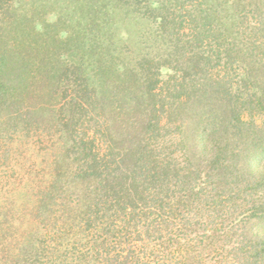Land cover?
Segmentation results:
<instances>
[{
	"label": "trees",
	"instance_id": "16d2710c",
	"mask_svg": "<svg viewBox=\"0 0 264 264\" xmlns=\"http://www.w3.org/2000/svg\"><path fill=\"white\" fill-rule=\"evenodd\" d=\"M62 1L58 52L46 0H0V180L36 175L27 204L0 197V245L24 264H264V0ZM106 8L157 24L166 52L118 67Z\"/></svg>",
	"mask_w": 264,
	"mask_h": 264
},
{
	"label": "rangeland",
	"instance_id": "374dc122",
	"mask_svg": "<svg viewBox=\"0 0 264 264\" xmlns=\"http://www.w3.org/2000/svg\"><path fill=\"white\" fill-rule=\"evenodd\" d=\"M24 1L25 0H13L11 9L14 10L16 14L18 13L28 14L29 12L25 11L24 9L27 10L29 6L27 4L25 7H23ZM62 2H63L62 0L60 1V3H59V0H46V2L42 3V6L40 7V8H45V13L43 16L44 17L43 23L45 26L44 28L45 35L49 39V46L56 47L58 49L57 50L58 52H61L60 49L62 47H66L68 49V46L66 45L65 40L71 43L73 42V39L75 37L69 28V24L71 22L70 18H72V15H71L72 7L69 8L65 3L61 5ZM20 9H23V10L20 11ZM121 9L122 8H115V11L113 12H111L109 8L105 9L106 14H108L105 20L110 21V25H111L110 30L112 32H110V36L115 41L111 45L108 44V47L111 48V51H113V53L120 54L119 59L115 60L117 65L119 64L118 67H120L122 64L132 69L134 68L135 61L139 60L141 56L140 54H148L149 56L151 55L152 57L156 58L159 56V54H163L164 52H166L167 47L163 46L160 42L161 39L159 38V36H156V32L158 33L157 24L153 25L150 23V21L142 20L138 18V16L133 12L126 14V11L124 9L123 10ZM232 10L233 11L230 13L229 18L227 15H224L222 13L217 14L216 16L218 17V21L221 23L223 21H225V23L243 21L241 18V15L239 14V11L235 8ZM73 15L74 16L77 15V12H75V14ZM88 19H89V15L85 14L84 22L88 26V29H89L90 25L87 24ZM65 28H67V31L64 30ZM37 29L39 28L37 27ZM153 30L155 31L154 36L152 35ZM185 31H186L185 34L188 33L189 35H191L193 33L192 32L193 28L190 27L186 29ZM167 39H168V36H167ZM87 43H89V41H87ZM73 45L75 46L74 42H73ZM69 55H72V53H70ZM63 59L64 57L60 56L52 60L49 66H53L52 69L54 72L58 71L60 67L59 61H62ZM213 72H215V78L220 77L223 79L225 78L228 79L229 77L228 74L224 75V73L219 72V71L217 72V70H214ZM50 87H52V85H50ZM56 100H58V98H56ZM34 107L35 106L32 104L31 106V109L33 110L32 112L38 115ZM255 111H257L258 114L247 112V111L246 113L243 112L242 113L243 119L248 122L252 120V121H255V123H261L263 119L259 115L260 111L258 110H255ZM46 113H47L46 111L45 112L42 111V114L46 115ZM12 136H14L13 133L10 134V136L4 133L0 134V137L2 138L3 141L4 139L6 140L7 137H12ZM26 154L28 155V152H26ZM37 155L39 156V154ZM44 160L45 158L44 159L36 158L35 166H34V169L36 171L40 169L38 166L40 161H44ZM262 162L263 161L261 160L256 161L252 167L260 168V166L262 165ZM7 171L9 173V185L8 187H5L4 184L2 183V180H0V197L7 198L5 200H8L9 198V200H12L13 202H18L20 205L27 204L29 200L30 192L26 193L27 192L26 185L29 180L23 186L21 185L22 186L21 188L18 186V183L22 180L35 177L36 176L35 173L29 172V170L28 172H17L15 173V176H16V179L18 180L15 181V177L12 175L10 170H7ZM19 173L21 174L18 176ZM0 174H2L1 171H0ZM3 177L5 176H2L1 179H3ZM13 187H18L19 189L13 190L7 197L8 190L12 189ZM11 216H12L11 214L7 213V217H11ZM0 217H2V215H0ZM1 245H0V260L2 264H24L23 262L24 256H20L19 258L14 259L10 256L9 247L8 246L4 247L6 245L5 243H2ZM4 251L6 252L4 253Z\"/></svg>",
	"mask_w": 264,
	"mask_h": 264
}]
</instances>
